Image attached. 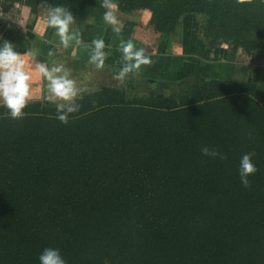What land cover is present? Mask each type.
<instances>
[{
    "label": "trees",
    "instance_id": "obj_1",
    "mask_svg": "<svg viewBox=\"0 0 264 264\" xmlns=\"http://www.w3.org/2000/svg\"><path fill=\"white\" fill-rule=\"evenodd\" d=\"M9 1L76 24L111 4L148 8L165 37L200 13L206 56L229 43L264 58V0ZM184 87L0 105V264H264V89L203 76Z\"/></svg>",
    "mask_w": 264,
    "mask_h": 264
},
{
    "label": "rangeland",
    "instance_id": "obj_2",
    "mask_svg": "<svg viewBox=\"0 0 264 264\" xmlns=\"http://www.w3.org/2000/svg\"><path fill=\"white\" fill-rule=\"evenodd\" d=\"M3 1L4 6L0 5L5 10L0 17V40H4L0 44V105L44 99L46 103L72 105L104 86L124 89L129 98L178 97L185 91L186 81L192 82L199 76L255 79L264 89L262 53H247L242 47L234 50L228 46L229 54L227 48H219L217 55L216 46L209 56L205 55L208 48L202 27L205 15L183 16L185 19L180 20L176 32L165 37L155 30L151 9L124 12L111 4L106 10H95L82 24L71 23V26L93 30L105 25L116 38L99 40L93 30L90 37L81 40L72 37L73 28L69 34L60 35L55 28L52 37L36 29V34H32L30 27L24 30L20 17L22 4L26 3L18 1L12 5L9 0ZM26 6L31 12L28 22L35 15L40 20L53 22L48 4L39 3L36 12ZM129 21L134 25L126 37L121 31ZM10 41L16 44L17 52L7 56L10 50L4 46ZM83 43H88L93 51L84 55ZM43 50L45 58L41 60ZM25 55H29V60H24Z\"/></svg>",
    "mask_w": 264,
    "mask_h": 264
},
{
    "label": "crops",
    "instance_id": "obj_3",
    "mask_svg": "<svg viewBox=\"0 0 264 264\" xmlns=\"http://www.w3.org/2000/svg\"><path fill=\"white\" fill-rule=\"evenodd\" d=\"M18 5V4H17ZM113 6V5H112ZM117 6V5H116ZM115 6V7H116ZM29 9H31V8H29ZM21 11V14H20V17L22 18L21 20L23 21V27H24V30L25 29H27V27L29 28L30 27V30L32 29L33 31H31L30 33H32V34H36V32L37 31H35L34 29H36V30H40L41 31V33L42 32H46L50 37H52L53 36V34H55V28H56V31L58 32L57 34L58 35H60L59 33H62V34H64V33H70V31H71V29L73 28V32H71V35H72V37H76V38H78V39H81V40H83V38L84 37H90V35H91V31H95V33H96V35L95 36H97L98 37V39L99 40H101L102 38H104V39H107V40H112V37H113V33L112 32H108V26L106 27L105 25H104V27H102V28H100V26L101 25H99L98 27H96L95 29H89V28H78L77 26H71V25H73V24H71V22L69 23V24H65L64 22L65 21H67V19H65L66 18V16L64 17V16H61L59 19H58V21H56V22H46V21H44V20H40V19H38V18H40V16H38V15H35L34 16V19L31 21V22H28V19L30 18V16H29V14L31 13L29 10H28V8H27V6H26V4H22V7H21V9H20ZM18 11V10H17ZM15 12H16V10H15ZM197 14H200V13H188V14H185V15H183V16H185L186 18L187 17H189V16H192V15H197ZM201 15H203V14H201ZM37 16V17H36ZM181 17V19L183 18V19H185V17ZM63 19H65V20H63ZM70 25V26H69ZM75 25V24H74ZM35 31V32H34ZM121 32H123V31H121ZM85 33H87V34H85ZM38 35H39V33H37ZM67 34V35H68ZM71 35H70V37H71ZM122 35H124V36H129L128 34H122ZM117 36V35H116ZM116 36L114 35V37L113 38H116ZM94 37V36H93ZM122 37V36H121ZM95 38V37H94ZM118 38V37H117ZM120 38V37H119ZM93 39V38H92ZM122 40V39H121ZM85 41V40H84ZM84 44V49H83V53H84V55H87L90 51L92 52L93 51V49L90 47V46H88V43H83ZM87 45V46H86ZM228 46H231L230 44H227V43H222V44H219L218 45V47H217V50L214 52L215 54H219L220 53V51H219V48H227V54H229V52H228ZM215 49H216V47H215ZM237 52H239V50H237ZM236 52V53H237ZM43 53H44V50L42 51V54H41V60H43L44 58H45V55H43ZM46 54H48V53H46ZM30 55V54H29ZM29 55H25L24 57H25V59L24 60H29L28 59V57H29ZM23 56V55H22ZM83 57V56H82ZM38 58H39V56H38ZM47 58V57H46ZM18 66H20L19 64L18 65H16V67H18ZM261 80H264V79H261ZM264 82V81H263Z\"/></svg>",
    "mask_w": 264,
    "mask_h": 264
},
{
    "label": "built area",
    "instance_id": "obj_4",
    "mask_svg": "<svg viewBox=\"0 0 264 264\" xmlns=\"http://www.w3.org/2000/svg\"><path fill=\"white\" fill-rule=\"evenodd\" d=\"M5 14V10L3 9V7L0 6V17L3 16Z\"/></svg>",
    "mask_w": 264,
    "mask_h": 264
},
{
    "label": "water",
    "instance_id": "obj_5",
    "mask_svg": "<svg viewBox=\"0 0 264 264\" xmlns=\"http://www.w3.org/2000/svg\"><path fill=\"white\" fill-rule=\"evenodd\" d=\"M45 98H46V95H45Z\"/></svg>",
    "mask_w": 264,
    "mask_h": 264
}]
</instances>
